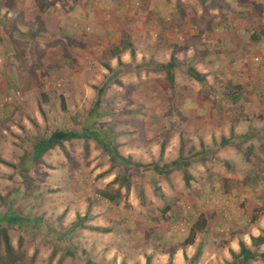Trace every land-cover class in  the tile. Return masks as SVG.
Listing matches in <instances>:
<instances>
[{
  "label": "rangeland",
  "instance_id": "obj_1",
  "mask_svg": "<svg viewBox=\"0 0 264 264\" xmlns=\"http://www.w3.org/2000/svg\"><path fill=\"white\" fill-rule=\"evenodd\" d=\"M26 1L35 2L38 7L36 23L24 27L27 32L38 31L29 38L34 40L35 54L39 52L44 56V53L54 51L55 62L68 56L78 59L76 41L63 37L60 33L62 20L57 21L55 16L68 10L70 4L78 7L77 4L82 3V8L86 7L89 14L75 13L67 19L69 26H75L79 21L81 27H74L79 37L92 31L94 24H90L96 14L103 17L101 22L119 24L123 31L128 30L130 40L137 36V47L141 43L138 35L142 38L145 35L147 47L142 45L144 60L152 63L142 66L144 69L138 66L131 69L128 65V72L113 76L108 68L111 53L115 50L124 52L127 48L122 43L117 45L120 42L116 38L119 37L109 42L106 34L101 33L99 44L94 45L95 51L87 46L89 42L85 46L77 43L84 52L83 57L86 54L92 56V60L88 59L91 63L78 64L77 68L73 65L68 70L71 73H65V67L57 65L50 74L52 79L45 83L36 81L34 74L27 72L23 85L13 81L0 90V99L13 98L11 103L0 108V158L18 166L15 168L0 161V213L9 208L20 215L44 219L38 227L41 233L36 238H33L30 226L24 229L9 227L11 244L20 257L16 264H124L127 259H134L139 264L143 257L146 261L150 258V264H161L157 262L161 259L157 253L164 254L179 248L190 236L194 224L201 216L208 218L207 215L211 216L212 229L206 237L209 241L207 258L217 262L221 259L225 264L236 262L234 257L231 263L224 257L228 252L233 256L232 241L240 240L245 231L259 225L258 222L255 224L254 218L259 214L258 210H264V184H243L240 176L233 175H229L231 182L216 181V175L220 177L223 171L228 170L220 165L223 161L212 156L211 146L216 147L220 141L212 138V142L206 128L213 125L209 119H213V112L217 109L221 115L227 114L218 133L222 137V145L229 142V134L231 138L235 137V123L237 133L252 134L264 129V70L257 75L259 81L254 82L249 69L253 66L257 73L255 67H264V9L255 5V14L250 18L248 11L240 12L248 15V21L251 20L244 25L249 31L246 36L261 46H254L259 52H251L244 47L247 51L238 68L234 62L241 59L239 52L222 57V51L230 46L224 40L214 42L206 39V35L201 37L207 31L201 32L199 28L192 32L188 29L182 34L188 37L192 32L197 38L178 52V60L183 62L174 68V76L170 78L168 71L161 69L160 65L170 60L168 56L172 47L170 41L165 42L166 36L168 38L170 34L173 38V34L169 30L162 38L158 30L165 29L173 16H178L172 0H0V39L10 38L18 50L25 53V59L14 58L21 64L25 63L22 66L35 67L42 62L41 58L27 54L29 43L22 41L27 35L16 37L18 26L23 22L15 17L21 11H30L26 10L27 6L18 8L21 7L20 2ZM203 3L201 0H189L182 9H188L192 19L197 18L204 10ZM39 11H46L49 26L39 17ZM208 14L202 13L207 21ZM140 22L144 24L141 29L138 26ZM220 31L229 29L224 26ZM99 32L95 33L97 38ZM156 43L159 45L155 46ZM207 44L212 50L209 56L204 55L208 56L206 61L190 62L194 56L192 48L204 50ZM220 47L222 51H216ZM128 57L134 63V56ZM189 63L203 78L206 73L215 71L209 76L208 83L188 73ZM220 69L227 74H220ZM243 71L248 74L236 80L234 75L243 76ZM217 78L223 84L224 79L233 84L241 82L250 90L239 95V101L235 103L234 97L239 93L226 89L224 85L220 87ZM107 80L109 85L96 113L101 115L97 117L100 125L95 130L108 133L119 154L134 163L148 165H164L181 157H193V163L187 169L174 170L167 176L157 175L153 170L130 168L131 183L127 187L116 180L121 178V166L113 167V160L98 141L75 139L67 143L65 149L48 151L47 161H42V166L33 168L31 174L22 177L21 157L31 141L57 129L77 131L89 126L88 115L99 97V88ZM252 87H256L255 90ZM211 90L216 94L210 92V95ZM238 117H241L239 125L236 122ZM255 137L242 143V155L234 149L229 151L231 159L237 160L233 163V170L250 166L246 150L257 139ZM215 157L217 162L213 163ZM187 173L192 176L188 181L185 178ZM100 190L120 191L119 202L102 198L98 193ZM248 203L257 204L256 215L245 214ZM79 217L84 218L82 224L67 232ZM98 228H105L108 232ZM201 235V232L197 233L194 242H200ZM5 256V242L1 236L0 264L6 260ZM170 262L173 264V258L172 261L168 259L167 264ZM255 264H264V258L257 259Z\"/></svg>",
  "mask_w": 264,
  "mask_h": 264
},
{
  "label": "crops",
  "instance_id": "obj_2",
  "mask_svg": "<svg viewBox=\"0 0 264 264\" xmlns=\"http://www.w3.org/2000/svg\"><path fill=\"white\" fill-rule=\"evenodd\" d=\"M50 1V0H49ZM166 1V0H165ZM189 0H172V4L173 6H175V12H177L176 14H178V16L174 15L173 18L170 20V23H167V25L165 26V29L161 28V34L163 35L162 38L165 37L164 33L165 32H171V34H173V38H171L170 34L168 35V38L166 36V40L167 42H165L166 44L169 42L171 44L172 47V52L169 54L168 57H170L169 62L173 59V57L175 58L176 62L181 64V62L178 60L177 54L178 52L183 51V49H185V47L187 45H189L188 43L191 42V40L193 38H197L196 36H194V34L192 32L196 31V29L200 30L199 28H201V32L204 31L205 34H203L201 37H204L205 35L208 37L206 39H211L214 42H218L219 40H224V43L229 44L230 46L227 47V49L223 48L224 50L222 51V47H220V49H217L216 51L220 52L222 51V57H226L228 56V53H236L239 52L240 54V60L234 62V66L235 68H238L241 65V62L243 60L244 54L246 53L247 49L244 51V47L250 49V51H257L256 49H254V46L259 47L261 46L258 42H253L251 40V37L249 39V36H246L249 31L248 29H246V27L244 25H247L248 23H251V20L248 21V19L251 16H254V10L253 7L255 5L259 6L260 8L264 9V0H201L202 2H204L203 4V11L201 12L200 16H196L194 17L193 15V19L191 18V13H189L190 11L186 8L182 9V5L186 4ZM167 2V1H166ZM164 2V4H168ZM21 7H18L19 9H23L25 6L26 10H30V11H21V14H17V17H15V19H17V21H21L23 22L20 26H18V34H17V38L19 39L20 37L23 36V34L27 35L26 40L22 41H27L29 44L28 48V55L32 56L33 58L35 57H39L41 58V62L42 65H36L35 67L33 66H22L25 63L21 64V62L16 61L14 58L15 56H18L19 58H23L25 59L24 56V52H20V50H18V48L16 47V45H14L13 41H11L10 38H4V40L1 41L0 43V90L7 88V86L9 84H11L13 81L17 82V84H22L25 82V80H27V72H30L32 74H34V77L36 81H40L42 80V83H45L48 80H51L52 77L50 76L52 70L55 69V67H57V65L60 66V68H62L63 66L65 67L64 72H69L68 70L71 69V66H76V68L78 67V64L83 66V65H87L88 63H91L88 61V59L92 60V56L86 54L85 57H83L84 52L78 48V42L81 43V46H85L86 42H89V44H87V46H90L92 48V51H95V46L96 44H99L100 41V37L99 35L101 33L106 34V38L108 39V41H115L116 38L118 40L117 45H120L121 43L123 44L124 47L127 48V50H125L124 52H119L118 50H115L111 53V59L109 61V66L113 69V71L115 72H128L129 70L127 69V66H131V69H135L136 66L141 67V69H144L145 67L142 66H146L147 63H152V61L146 60L145 62V51L142 48L143 47H147L146 46V42L144 40V38L146 37L144 35V38L141 37V35H138L139 37L137 39L140 40V44L138 43V46L135 44L136 39L135 37L137 36H133V39L130 40L129 39V34H127L129 31H123V29L120 27L119 24H115L113 23L111 25V23L109 22H101L103 20H101V18L103 19V17H99L98 15H94L95 17H92V22L90 25L94 24V27L92 29L91 32L86 33L84 36H80L79 37V33L78 30H76L75 28H79L80 23L79 21H77V23L75 24V26H69V22L67 19L71 18L72 14L74 15L75 13L79 14L80 12H84L86 14H89V10H87V8L85 7L84 9L82 8L83 5L82 3L77 4L78 7H74L72 4H70L68 6V10H63L60 11L61 14H56L58 16H55V18L57 19V21L59 20L61 22L62 20V27L60 30V33L63 34V37L67 40H72V41H76V49H75V53L78 54V59L74 58L73 56H68L66 57L64 60L60 59L59 61L55 62L53 61L55 54H52L54 51H48L46 53H44L43 55H40L39 52H37V54H35V48L32 45V42L34 40H31L29 38H33L37 31V29L32 30L31 32L28 31L24 28L25 25L31 26L32 24L34 25L37 21V15L38 12H36V8L37 5L35 4V2L30 3L29 1L26 2H20ZM128 4V3H127ZM246 7V9H245ZM248 11L249 13V18L248 15L242 13L240 14L241 11ZM229 11V12H228ZM45 13H40L41 19L43 21H45L44 23L49 26L48 24L49 21L46 18V11H44ZM55 13V11H54ZM202 13H209L208 14V19L209 21H207L206 19H204V15H202ZM180 15V16H179ZM54 17V16H53ZM257 19V23H260V20L258 18ZM253 20V19H252ZM27 24H25V23ZM64 22V24H63ZM139 25V29H141V27H144V24L138 23ZM206 25V28H205ZM224 26L226 28L229 29V31H220L222 30V28H224ZM75 27V28H74ZM203 28V29H202ZM50 29V28H47ZM138 29V30H139ZM191 30V36H186L182 33H185L187 30ZM67 30V31H65ZM74 30V32H73ZM71 31V32H70ZM96 31H100L98 34V38L97 35L95 34ZM38 32V31H37ZM81 33V32H80ZM24 37V36H23ZM175 37V38H174ZM227 37H230V39H228ZM227 38V39H225ZM161 39V38H160ZM215 39V40H214ZM254 39V38H253ZM162 40V39H161ZM173 42H172V41ZM175 41V43H174ZM178 41L180 43H178ZM250 42V43H249ZM160 43V41H159ZM159 43H156L155 46H158ZM72 44V43H71ZM187 44V45H186ZM70 45V44H69ZM68 45V46H69ZM210 44L205 45L204 50H200V48H192V55H194L192 57V59L190 60V62H193V64L200 62L201 60L206 61V58L209 56L208 54H211V50H209L208 48L210 47ZM32 48L33 51H32ZM129 48V49H128ZM81 50V51H80ZM23 51V50H21ZM91 51V52H92ZM259 52V51H257ZM134 53V54H133ZM95 54V52H94ZM123 54V55H122ZM40 55V56H39ZM66 55H69L68 53ZM96 55V54H95ZM204 55H208V56H204ZM250 55H252L250 53ZM131 58L134 56V63H131L129 60V57ZM179 56V55H178ZM49 57V58H48ZM56 57V56H55ZM99 57V56H98ZM57 58V57H56ZM154 58V57H152ZM156 58V57H155ZM13 59V60H12ZM37 59V58H36ZM15 60V61H14ZM60 63V64H59ZM157 63V62H156ZM162 62H159L158 64H160ZM62 65V66H61ZM264 66V63H263ZM33 67V68H31ZM228 68V67H227ZM39 69V70H38ZM250 72H251V80H253L254 82H258L256 78H258L257 75H259L261 70H264V67H255V69L257 70V73L254 72V68L253 66H249ZM34 71V72H33ZM237 71V70H236ZM215 72V71H214ZM214 72H209L206 73L204 78L205 81L208 83L209 81V76L214 74ZM36 73V74H35ZM43 73L44 79L41 77ZM71 73V72H69ZM227 72L225 71H221L220 69V74H224ZM237 73V72H236ZM243 76L242 75H238L235 74L234 77L236 78V80H240L238 79L239 77H244L245 73L248 74L246 71H243ZM241 74V73H240ZM257 76V77H256ZM228 78V75L226 76ZM33 80V79H32ZM218 82H219V86L225 87L226 89H232L234 92H238L239 94L237 96H235L234 98V102L237 103L239 101V95L246 93L247 91H249L250 89H248L246 86H244L241 82L238 84H233L230 80H228L227 82H225L226 80L224 79V84L223 81L219 80L217 78ZM206 83V84H207ZM241 85H243L241 87ZM215 86L217 87V85H212V87ZM253 88V87H252ZM256 87L253 88V90H255ZM212 92L214 94H216L214 91H209V93ZM241 92V93H240ZM243 92V93H242ZM211 95V93H210ZM226 96L229 98L231 97V95L226 94ZM216 99H221L216 97ZM193 101V100H192ZM264 101V99H263ZM194 105V103H191ZM210 111L208 110V113ZM210 115V113H209ZM213 119L210 118L209 121L211 122V127L206 128L207 131H209L210 133V138L211 141L213 142L212 138H216V141H220L219 145L215 146H211V151H212V156L215 155L220 161H223L220 165H223L227 168L228 171H223L221 176L218 177L216 175V181H221V182H225L227 183L228 181L231 182L232 180H230L229 175H233V176H240L241 178V183H246V184H252V185H257V184H264V129H260L257 130V132H253L252 134L250 133H237L236 132V123H235V132H234V138H231V134H229V142L226 145H222V137L218 135V133L222 130V126H223V121L227 119V114L224 113V115H221L220 113L217 112V109L214 110L213 115H212ZM217 118V120H216ZM241 117L236 118V122L239 125V121H240ZM214 120V121H213ZM214 122V123H213ZM260 132V133H259ZM259 133V134H256ZM227 136V137H228ZM256 136L255 138H257L253 143L249 144L247 146V155L249 156V159L251 160L250 166H248V168H238L241 170H233L232 168L235 167V165L233 164L234 162H236L237 160L231 159L230 157V150L234 149V152L237 153H243V150H241V145L242 143H244L247 139L251 138V137ZM238 137V139H237ZM247 138V139H246ZM215 140V139H214ZM72 142V141H70ZM67 143H65V147L67 146ZM214 144V143H213ZM246 145V144H245ZM60 148V147H57ZM56 149V148H55ZM53 150V149H52ZM51 151V150H50ZM49 152L45 153L42 157V161L43 163L47 158ZM213 158V163L217 162V158ZM242 157V156H241ZM22 158V157H21ZM248 159V157L246 156V160ZM246 160L244 162V164H246ZM43 163H38L35 165L34 169H36L37 166H42ZM232 172L234 174H232ZM220 173V172H219ZM31 174V173H29ZM36 175H34L33 177H35ZM233 183V182H232ZM213 184V183H212ZM264 199V198H263ZM264 204V203H262ZM250 206V207H249ZM263 206V205H262ZM247 209L245 210V214L249 215H256V209H257V204L255 203H248ZM254 208V209H253ZM260 209V208H259ZM264 210H258L259 214L256 215L255 219V224L258 222L259 225H254L251 230H247L245 231V233L242 234L241 239L237 240L236 242H231V250L233 252H235V254L237 255L236 258V264H255L257 259H261L264 258V241L262 243H254L253 238H258L260 236L264 237ZM261 212V213H260ZM208 218L206 220V228L201 232L202 233V240L199 242H194L190 245L187 246H180L175 247L172 249V251L170 252H174V256H173V264H187V258L191 259L195 253L197 252V250L200 248L202 250L201 253V257L200 259L197 261L196 264H225L224 260L222 261L220 259L219 262L212 259H208L207 258V254H208V249H209V241L206 239L207 235H209V232L212 230L211 226H210V217L209 215H207ZM213 218V217H212ZM245 246L247 249H249V255L250 258H248V254H244L242 253V247ZM170 252H164V254L162 253H157L159 254V257H161L160 260H158V263L161 264H167L168 259L170 260ZM169 253V254H168ZM161 254V255H160ZM168 254V255H167ZM216 257V256H215ZM226 258V261H228L229 263H231L233 261V256H231V253H227L226 256L224 257ZM212 261V262H211ZM124 264H136L134 262V259H127L124 260ZM147 261L145 260V258H141L139 259V264H146Z\"/></svg>",
  "mask_w": 264,
  "mask_h": 264
},
{
  "label": "trees",
  "instance_id": "obj_3",
  "mask_svg": "<svg viewBox=\"0 0 264 264\" xmlns=\"http://www.w3.org/2000/svg\"><path fill=\"white\" fill-rule=\"evenodd\" d=\"M178 65L180 66L181 64L177 63L175 58L173 57V59L170 62L166 64H161L160 67L161 69L167 70L169 73V77L173 78L174 76L173 70ZM192 65H190V63L188 64V73L192 77H195L198 80L204 82L205 78H203L201 74H199ZM108 68L110 71L113 72V76H118L122 72V71L114 72L110 66H108ZM108 85L109 83L107 80V82H105L104 85H102V87L99 88V97L95 101V104L90 110V113L88 115L89 119L87 120V123L89 124V126H86L85 128H82L81 130H77V131L57 129L54 130L52 133H49L47 136H43L42 138L33 140L31 141L30 144L28 143L29 145L25 148V153L22 156L20 162L21 163L20 172L22 177L28 176L30 171L35 167V165L42 162V157L45 153L57 147H60L61 149H65V143L73 141L75 139H87V140L94 139L98 141L103 146L105 153L108 154V156L113 160V167L121 166V171H120L121 178L117 177L116 180L121 182V185H126L127 187H130V183H131L130 180L131 176L128 173V170L130 168H141L143 171L153 170L157 175L159 174L161 176H167L170 173H172L174 170L187 169V167L191 163H193L194 161L193 157H187V158L181 157L177 160L172 161L171 163L164 165H158L157 163L148 165L139 162L134 163L130 159L119 154L116 146L114 145L113 139L108 137V133H104L105 131L100 132L99 130H95L100 125L99 121L97 120L98 119L97 117L101 116L100 114H96V113L98 112V109L102 104V98L104 93L106 92V89L108 88ZM0 161L5 163L6 165H11L15 168L18 167L17 165L11 164L10 162H7L1 158ZM185 178L188 181L190 178L192 179V176H190V174L187 173L185 175ZM98 193L102 198L113 203L119 202V198L121 194L120 191L117 193H112L106 190H100ZM43 220L44 219L42 217H38V216L32 217V216L17 214L9 208L4 209V212L0 213V243H1V236H3L5 242V248H6V256H5L6 260L3 261L1 264H16L17 261H20V257L16 255L15 248L11 244L9 227H17L19 229H24L26 226H30L32 227L33 230L32 231L34 234L33 238H36L37 235L41 233V231H39L40 228L38 227L42 225ZM83 220L84 218L79 217L78 221L74 222L71 229L67 230V232H72L73 229L79 227L82 224ZM206 220L207 218H203L201 216V218L192 227L190 236L181 246H187L194 243L197 233L202 232L206 228L207 225ZM4 224H7V226H4ZM92 229L94 230V228ZM98 229L101 230L102 232H106V231L108 232V230L105 228H98ZM253 241L254 243L257 244L262 243L264 241V237L260 236L258 238H253ZM174 252L170 253L171 261L174 256ZM201 253L202 250L199 248L191 259L187 258V264H196L201 257ZM242 253L248 254V258H250L249 249H247L245 246L242 247ZM232 255L234 258H237V255L233 251H232ZM146 264H150V258L147 260ZM233 264H236V262H234Z\"/></svg>",
  "mask_w": 264,
  "mask_h": 264
},
{
  "label": "built area",
  "instance_id": "obj_4",
  "mask_svg": "<svg viewBox=\"0 0 264 264\" xmlns=\"http://www.w3.org/2000/svg\"><path fill=\"white\" fill-rule=\"evenodd\" d=\"M13 101L12 97H6L4 99H0V108L5 107L6 105H8L9 103H11Z\"/></svg>",
  "mask_w": 264,
  "mask_h": 264
}]
</instances>
